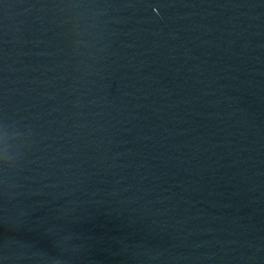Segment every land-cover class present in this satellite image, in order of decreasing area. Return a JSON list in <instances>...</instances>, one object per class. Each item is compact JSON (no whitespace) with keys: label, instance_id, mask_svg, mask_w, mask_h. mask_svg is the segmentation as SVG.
Returning <instances> with one entry per match:
<instances>
[{"label":"water","instance_id":"95a60500","mask_svg":"<svg viewBox=\"0 0 264 264\" xmlns=\"http://www.w3.org/2000/svg\"><path fill=\"white\" fill-rule=\"evenodd\" d=\"M0 264H264V0H0Z\"/></svg>","mask_w":264,"mask_h":264},{"label":"clouds","instance_id":"9594fccd","mask_svg":"<svg viewBox=\"0 0 264 264\" xmlns=\"http://www.w3.org/2000/svg\"><path fill=\"white\" fill-rule=\"evenodd\" d=\"M5 163H7V157L2 158Z\"/></svg>","mask_w":264,"mask_h":264}]
</instances>
